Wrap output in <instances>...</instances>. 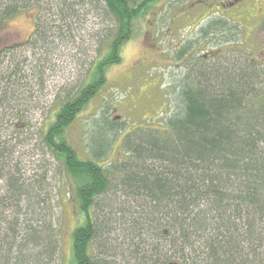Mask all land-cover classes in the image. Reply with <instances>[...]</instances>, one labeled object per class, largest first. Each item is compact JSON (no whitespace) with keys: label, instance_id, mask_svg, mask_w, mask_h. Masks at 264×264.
I'll return each instance as SVG.
<instances>
[{"label":"trees","instance_id":"trees-1","mask_svg":"<svg viewBox=\"0 0 264 264\" xmlns=\"http://www.w3.org/2000/svg\"><path fill=\"white\" fill-rule=\"evenodd\" d=\"M27 1L0 0V34L28 6ZM97 1L113 18L111 33L84 86L61 102L44 136L45 145L73 180L84 214L83 225L71 233L73 264H118V258L126 264H264V65L246 50L229 47L232 42L226 36L239 26L221 16L208 19L199 29L200 37L215 36L220 46L229 48L218 58L194 63L193 79L178 87L179 107L166 128L134 130V140L127 143L134 159L121 169L97 158L81 159L66 129L106 83L108 69L121 63V47L132 35L136 19L162 0ZM33 6L41 9L38 3ZM64 7H59L61 15L66 9L73 11ZM42 30L35 21L34 42H39ZM195 46L183 47L177 58H187ZM19 71L17 67L7 72L8 82L0 89L3 96L13 92L11 77ZM1 157L0 149V173ZM113 173L122 175V188L129 186L130 197L137 198L136 210L126 204L98 219L94 205L110 190ZM9 184L10 191L0 195L4 224L9 220L4 215L7 199H15L9 193L15 182ZM8 227L0 232V264H45V260L51 264L58 248L54 239L32 229L17 234ZM112 230L116 233L112 242L100 241ZM27 244L37 253L30 254ZM111 252L117 259L108 261L103 255L111 257Z\"/></svg>","mask_w":264,"mask_h":264},{"label":"rangeland","instance_id":"rangeland-1","mask_svg":"<svg viewBox=\"0 0 264 264\" xmlns=\"http://www.w3.org/2000/svg\"><path fill=\"white\" fill-rule=\"evenodd\" d=\"M29 1L0 34V89L8 82L7 72L20 69L11 77L13 92L6 96L0 93V195L10 191L9 181L15 182V190L9 192L15 199H7L4 208L9 220L6 224L0 221V232L4 234L3 226L8 225L17 234L32 229L45 239L49 235L58 244L51 264H73L71 233L83 225L84 214L77 204L73 180L45 145L44 136L61 102L84 86L94 60L103 53L113 18L97 0ZM225 1L170 4V0H162L136 19L132 35L121 47V63L108 69L106 83L65 131L79 158H97V162L118 169L133 160L127 143L134 140V130L166 128L168 118L179 107L178 87H185L186 80L193 79L195 64L206 58L204 55L214 59L225 49L237 47L246 50L252 60H264L262 25L254 29L249 23L243 25L228 17L232 7ZM65 5L73 11L67 13L66 9L61 15L59 11ZM196 12L202 15L196 18ZM208 15V19L221 15L239 26L226 36L233 45L220 46L215 36L200 37L199 29L208 20L202 19ZM35 21L43 29L37 43ZM193 45L187 58H177L183 47ZM113 175L110 190L94 205L93 215L98 219L126 204L136 210L133 200L137 198L130 197L129 186L122 188V175ZM121 191L128 194L125 199ZM140 201L145 203L144 197ZM115 234L112 230L100 241L109 238L112 242ZM28 245L27 251L36 254L37 249ZM110 256L103 255L108 261L116 258L114 252ZM118 260V264H126Z\"/></svg>","mask_w":264,"mask_h":264},{"label":"flooded vegetation","instance_id":"flooded-vegetation-1","mask_svg":"<svg viewBox=\"0 0 264 264\" xmlns=\"http://www.w3.org/2000/svg\"><path fill=\"white\" fill-rule=\"evenodd\" d=\"M225 2L228 7H232V9L229 10L232 12V15H228V17L232 16L233 19L236 18L237 20L242 21L243 25L244 23H249L254 29L259 28L263 24L264 0H226ZM201 15L202 14L197 13L196 18L200 17ZM208 17L209 15L203 18L202 20H207ZM204 57L208 58V55H204ZM255 62L258 65H264V60L262 62L256 60Z\"/></svg>","mask_w":264,"mask_h":264}]
</instances>
